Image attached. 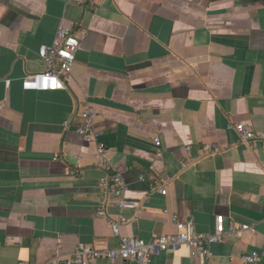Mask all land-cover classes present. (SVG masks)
<instances>
[{
  "label": "crops",
  "instance_id": "1",
  "mask_svg": "<svg viewBox=\"0 0 264 264\" xmlns=\"http://www.w3.org/2000/svg\"><path fill=\"white\" fill-rule=\"evenodd\" d=\"M63 27L86 30L66 89L25 91ZM87 103L136 209L97 212V142L77 132ZM235 122L264 134V0H0V264H45L80 243L117 248L120 216L121 234L146 242L176 233L173 216L201 234L217 216L253 226L212 245L209 260L184 246L152 262L243 264L264 251V149L240 143ZM205 144L223 152L184 169ZM161 177L173 181L165 196L152 191Z\"/></svg>",
  "mask_w": 264,
  "mask_h": 264
},
{
  "label": "built area",
  "instance_id": "2",
  "mask_svg": "<svg viewBox=\"0 0 264 264\" xmlns=\"http://www.w3.org/2000/svg\"><path fill=\"white\" fill-rule=\"evenodd\" d=\"M106 0H70L71 3L80 7L91 4L95 9L101 7ZM86 38V30L78 31L72 28H60L55 36L54 42L49 46H42L39 50L40 58L46 64V70L41 73L29 74L23 80V89L32 92H53L63 91L71 79L77 55L81 50L82 44ZM81 127L77 132L81 135H90L97 142V162L96 167L103 170L104 177L100 180L99 191L105 197L97 206V212L101 215L109 203H114L121 210L127 208H138V203L130 202L126 198L128 187L119 172L111 161L109 151L105 144L99 142L101 136L95 129V120L97 113L92 110L90 104H84L79 112ZM229 130L237 133L240 143L257 150L264 149V134L256 132L250 126L235 122L228 126ZM157 154L161 155V141L155 139ZM187 152L192 151V147L186 148ZM223 152V148L218 144H205L199 150L200 157L197 159L186 160L181 163L184 169H187L198 159L207 156H214ZM56 155L55 159H59ZM144 178L142 177V180ZM169 177H161L155 180L153 192L167 195V188L172 184ZM177 232L163 236L155 235L150 242L144 240L126 237L121 234V228L128 223V220L122 216L111 224L113 232L120 237V245L117 248H110L104 244H84L80 243L71 253H63L59 246L57 254L45 264H90L99 259L114 262L124 260L136 262L139 264H152L153 258L167 251H179L182 247L190 250L194 258H204L209 260L212 257L211 246L222 243L226 235L239 238L247 231L255 232V228L249 225L237 226L230 223L229 227L225 225L223 216L216 217L215 231L212 233L201 234L194 229L193 221L182 222L177 216L172 217ZM243 264L264 263V251L246 253L241 256ZM19 264H31L21 262Z\"/></svg>",
  "mask_w": 264,
  "mask_h": 264
}]
</instances>
